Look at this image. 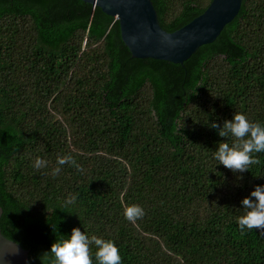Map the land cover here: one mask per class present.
I'll return each mask as SVG.
<instances>
[{
  "label": "trees",
  "instance_id": "1",
  "mask_svg": "<svg viewBox=\"0 0 264 264\" xmlns=\"http://www.w3.org/2000/svg\"><path fill=\"white\" fill-rule=\"evenodd\" d=\"M151 1L166 31L210 2ZM234 112L264 125V0H242L182 63L132 57L117 19L83 0H0L1 232L27 264H52L43 253L73 227L112 240L122 264H264V230L237 223L264 152L243 173L214 158L233 138L211 124ZM69 154L83 172L53 177ZM130 204L145 211L135 223Z\"/></svg>",
  "mask_w": 264,
  "mask_h": 264
},
{
  "label": "clouds",
  "instance_id": "2",
  "mask_svg": "<svg viewBox=\"0 0 264 264\" xmlns=\"http://www.w3.org/2000/svg\"><path fill=\"white\" fill-rule=\"evenodd\" d=\"M183 125L179 128H182ZM211 127L218 130L220 137H231L233 143L219 142L214 151V158L218 163L233 172L243 173L251 165L259 163L253 153L264 152V125L250 121L246 115L234 112L232 119L225 120L220 126L213 122ZM178 128V129H179ZM56 167L52 168L51 175L58 176L64 165L74 167L77 172H83V167L72 155H58ZM48 166V161L37 157L33 161V168L37 171ZM250 197L241 201L243 214L238 216L237 223L241 234L245 231L264 230V185H257L250 192ZM77 196L70 194L64 201V206L74 205ZM126 220L135 223L145 215L144 209L138 204L126 205L123 210ZM94 245L95 260L98 264H122L118 247L112 240H105L95 235L89 237L79 228L73 227L67 238L54 241L50 250L44 254L52 257V264H93L91 246Z\"/></svg>",
  "mask_w": 264,
  "mask_h": 264
},
{
  "label": "water",
  "instance_id": "3",
  "mask_svg": "<svg viewBox=\"0 0 264 264\" xmlns=\"http://www.w3.org/2000/svg\"><path fill=\"white\" fill-rule=\"evenodd\" d=\"M118 21L120 37L132 57L182 63L200 45L215 39L238 13L242 0H210L206 8L181 27L166 31L151 0H83ZM2 207L0 206V216ZM29 249L0 230V264H27Z\"/></svg>",
  "mask_w": 264,
  "mask_h": 264
}]
</instances>
